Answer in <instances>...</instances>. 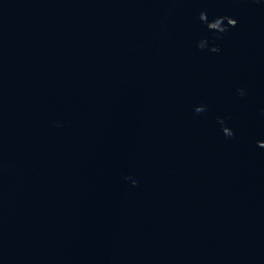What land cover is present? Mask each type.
<instances>
[{"label":"water","instance_id":"1","mask_svg":"<svg viewBox=\"0 0 264 264\" xmlns=\"http://www.w3.org/2000/svg\"><path fill=\"white\" fill-rule=\"evenodd\" d=\"M0 264H264V0H0Z\"/></svg>","mask_w":264,"mask_h":264},{"label":"clouds","instance_id":"2","mask_svg":"<svg viewBox=\"0 0 264 264\" xmlns=\"http://www.w3.org/2000/svg\"><path fill=\"white\" fill-rule=\"evenodd\" d=\"M234 20L236 21V24H237V20H236V19H234ZM236 24H235V25H236ZM238 91H239V95H240L241 97H243V96L246 95V91H245L243 88L238 89Z\"/></svg>","mask_w":264,"mask_h":264}]
</instances>
